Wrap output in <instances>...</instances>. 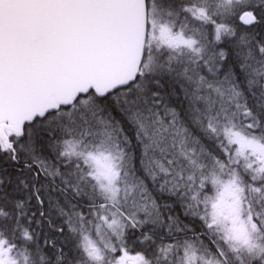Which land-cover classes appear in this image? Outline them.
I'll return each instance as SVG.
<instances>
[{
	"label": "snow or ice",
	"instance_id": "obj_1",
	"mask_svg": "<svg viewBox=\"0 0 264 264\" xmlns=\"http://www.w3.org/2000/svg\"><path fill=\"white\" fill-rule=\"evenodd\" d=\"M0 264H264V0H0Z\"/></svg>",
	"mask_w": 264,
	"mask_h": 264
}]
</instances>
